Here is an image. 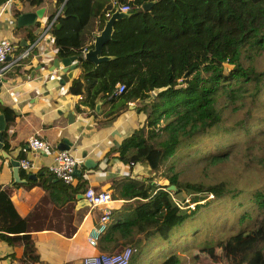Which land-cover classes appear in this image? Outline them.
<instances>
[{
    "label": "trees",
    "instance_id": "16d2710c",
    "mask_svg": "<svg viewBox=\"0 0 264 264\" xmlns=\"http://www.w3.org/2000/svg\"><path fill=\"white\" fill-rule=\"evenodd\" d=\"M63 1L56 0V4ZM99 1L66 0L47 30L58 46L57 55H77L81 70L69 90L75 94L84 90V102L90 108H95L99 94L107 101L118 102V107L112 105L107 112L112 116L126 109L129 101H138L139 109L145 113L144 123L111 149L130 166L147 159L152 169L160 172L162 162L176 150L194 145L198 137L222 124L224 107L219 102L223 97L230 103L239 101L233 107L238 109L249 101L253 106L263 94L264 70L254 62L264 52V0H156L146 10L142 5L151 0H130V15L114 20L112 35L102 45V54L110 58L95 64L84 57L82 48L93 45L89 41L95 26L102 28L108 17L105 11L113 9L111 4L103 7ZM117 83L124 84L122 91H117ZM156 87L161 89L153 93ZM0 110L6 124L14 120L13 108L0 103ZM251 110L247 106L237 125H244L253 115ZM6 128L2 135L7 150L10 146ZM228 153L229 150L207 151L202 156L215 162ZM171 170L170 166L162 171L168 180L165 184L130 174L111 179L117 194L132 202L129 207L110 213L107 227L99 236L103 249L134 247L130 264L135 263L145 241L156 234L166 239L174 225L196 210L198 215L206 209L208 204L199 201L209 193L219 197L230 191L224 180L206 185L182 181ZM45 180L47 176L42 173L37 182ZM84 183L85 178L80 175L77 183L65 184L74 192ZM168 184H174L176 189H167ZM182 190L194 192L193 207H180L174 201L170 192L177 194ZM252 200L257 205L252 227L194 247V259L215 254L220 245L224 252L229 249L231 253L244 245L248 255L255 253L249 264H264V189H255ZM8 216L17 225L6 226ZM247 217L248 211L241 212L239 220ZM21 220L7 193L0 188V228L19 231ZM24 237L28 238V234L24 233ZM179 261V253H171L158 264Z\"/></svg>",
    "mask_w": 264,
    "mask_h": 264
},
{
    "label": "crops",
    "instance_id": "0c3cea01",
    "mask_svg": "<svg viewBox=\"0 0 264 264\" xmlns=\"http://www.w3.org/2000/svg\"><path fill=\"white\" fill-rule=\"evenodd\" d=\"M3 1L0 0V41H11L12 49L0 64V103L16 113L9 124L4 118L10 147L3 148L6 151L17 149V159L28 157L31 167H19L16 178L10 156L0 155V188L7 193L22 219L19 231L0 228V264H74L87 254L117 250L122 245L103 249V239H98L96 245L88 242L89 230L98 225L102 208L91 206L79 194L92 185L97 190L112 193L113 210L130 206L132 201L117 194L111 179L128 174L131 167L111 149L144 123L145 113L139 109L137 100H131L126 109L114 116L107 115L112 105L118 107L117 101L102 97L95 110L84 102V90L78 94L69 90L72 79L81 70L78 57L68 55L75 56L70 62L76 63L74 68L64 71L61 62L54 67V58L64 56L57 55L58 46L47 30L66 0L59 5L56 0L38 3L13 0L6 5ZM111 2L99 1L103 7ZM36 9L39 14L32 23L17 24L20 15ZM25 17L24 20H30ZM38 26L40 30L36 32ZM101 29L95 26L89 42L93 43L94 34ZM41 62L43 65L38 66ZM0 113L3 115L1 110ZM30 135L48 140L55 149L66 139L70 144L68 150L79 161L86 158L95 161L92 167L81 166L85 183L72 192L65 182L51 174L50 165L55 162L51 153L55 149L31 148L27 144ZM42 173L47 180L40 184L37 180ZM14 225H17L16 220L8 216L6 226Z\"/></svg>",
    "mask_w": 264,
    "mask_h": 264
},
{
    "label": "rangeland",
    "instance_id": "374dc122",
    "mask_svg": "<svg viewBox=\"0 0 264 264\" xmlns=\"http://www.w3.org/2000/svg\"><path fill=\"white\" fill-rule=\"evenodd\" d=\"M255 59L256 67L264 70V52ZM258 98L253 106L249 101L245 107L234 109L239 101L230 103L223 97L219 102V106L224 107L222 124L198 137L194 145L176 150L162 162L160 172L152 169L147 177L160 183H168L162 171L171 166V172H177L182 181L206 185L224 180L230 191L219 197L209 193L199 201L208 204L200 214L197 215L196 210L183 222L174 225L166 239L156 234L145 241L139 248L135 264H158L171 253H179L177 264H249L255 253L253 251L248 255V247L244 245L234 253L229 249L225 253L220 245L215 254L207 253L199 259H194L192 255L194 247L252 227L253 216L257 212L252 194L255 189H264V133L261 132L264 129V91ZM247 106L252 109L253 115L243 126L237 125ZM220 150H229L227 157L221 161L212 162L202 156L203 152ZM193 193L182 190L173 195L188 204L195 203L191 199ZM246 211L250 217L240 221V213Z\"/></svg>",
    "mask_w": 264,
    "mask_h": 264
},
{
    "label": "built area",
    "instance_id": "2783aa9c",
    "mask_svg": "<svg viewBox=\"0 0 264 264\" xmlns=\"http://www.w3.org/2000/svg\"><path fill=\"white\" fill-rule=\"evenodd\" d=\"M13 0H4L3 4L6 5ZM112 11L115 7L118 10L128 12L132 8L130 0H112L111 2ZM111 9L105 12L106 16L112 13ZM12 49V42L9 40L0 41V64L5 62L6 57ZM87 49H83V53ZM124 89L123 83H117V91ZM27 144L36 150L49 151L55 149L53 144L48 140L42 139L36 135H30L27 138ZM1 155V154H0ZM19 167L23 169H29L31 167V161L28 157L23 156L19 159ZM56 164L50 165V171L52 174L60 178L65 183L73 182L75 175L74 169L79 163L77 157H75L68 149H60L57 151L55 156ZM1 161V157H0ZM130 166V164L128 163ZM131 167V166H130ZM131 172V168L129 173ZM128 173V174H129ZM172 197L176 204L180 207H184V201L177 199L172 192ZM85 198L91 206H100L102 213L98 222V225L92 226L88 233V242L91 245H96L100 234L106 229L107 223L110 219V213L113 211V199L112 193L109 190H97L94 186L88 185L83 190ZM194 203H188L185 206L193 207ZM134 252V247L122 246L121 248L114 251H97L95 253L87 254L83 256L79 261L74 264H130L131 256Z\"/></svg>",
    "mask_w": 264,
    "mask_h": 264
},
{
    "label": "water",
    "instance_id": "95a60500",
    "mask_svg": "<svg viewBox=\"0 0 264 264\" xmlns=\"http://www.w3.org/2000/svg\"><path fill=\"white\" fill-rule=\"evenodd\" d=\"M154 1H156V0H151V1L145 2L142 5V8L144 10L148 9ZM38 14H39V12L37 9L33 12L24 13L17 18V24L19 25V23H27V22L32 23L34 21V18ZM128 15H130L129 11L128 12L120 11V10H118V7H115V9L112 11V13L106 18L104 26L102 27V29L98 33L94 34L93 45L91 47L87 48V50L83 53L84 57L92 60L95 64L98 63L99 61L103 60V59L110 58L109 55L102 54V45L112 35L113 29H114L113 28L114 20L117 18H120V17L128 16ZM25 16L30 17V20H28V21L24 20V18H26ZM39 30H40V27L38 26L36 28V32H38ZM74 58H75V56H68V57H64V58L55 57L53 60L54 67H57L61 62L64 65L62 68V70H64V71L71 69V68H74L76 63H74V64L70 63ZM42 65H43V63L41 62L38 66H42ZM226 66L228 67L229 64H226ZM160 89H161V87L154 88L153 93H157ZM102 99L103 98L101 97V94H99L96 97L95 110L98 109ZM4 128H5L4 117L0 113V154L4 157L10 156V161H11L12 166H13V175H14V177L17 178V171L19 169V160L17 159V153H16L17 149H13L11 151H6L3 148L2 131ZM69 146H70V144L67 142L66 139H63L61 142H59V144H57L56 149L51 153V156L54 157V161H55L52 165H55L57 163L55 160V156L57 154V151L60 149H68ZM82 165H85L86 167L89 168V167L96 165V162L92 161L89 158L80 160L74 169L75 178L73 180V183H75L77 181V177L81 175V166ZM151 172H152V167H151V165L147 159L137 160L131 166L132 177L142 178L143 180H146V176H148ZM167 189L175 190L176 186L174 184H168ZM79 196H80V198H83L86 202H88V200L85 198L83 192H81L79 194Z\"/></svg>",
    "mask_w": 264,
    "mask_h": 264
}]
</instances>
